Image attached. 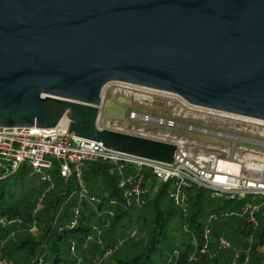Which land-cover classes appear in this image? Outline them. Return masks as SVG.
Returning a JSON list of instances; mask_svg holds the SVG:
<instances>
[{
  "label": "water",
  "instance_id": "water-1",
  "mask_svg": "<svg viewBox=\"0 0 264 264\" xmlns=\"http://www.w3.org/2000/svg\"><path fill=\"white\" fill-rule=\"evenodd\" d=\"M109 83L264 122V0H0V128L171 166L173 145L97 126Z\"/></svg>",
  "mask_w": 264,
  "mask_h": 264
},
{
  "label": "built area",
  "instance_id": "built-area-1",
  "mask_svg": "<svg viewBox=\"0 0 264 264\" xmlns=\"http://www.w3.org/2000/svg\"><path fill=\"white\" fill-rule=\"evenodd\" d=\"M131 88L150 95L157 93L169 96L185 112H196L206 117H213L229 124L233 127L230 129L232 131L237 133L248 132L256 137L244 138L238 135L195 127L191 124L181 125V128L186 131H196L200 134L225 138L231 142L230 148L211 146L213 150L219 153V156H204L201 151H196L194 143L174 138L167 134L155 133L158 135L153 138L154 136H148L150 131L132 127H128L123 132L173 145L175 151L170 166L144 157L100 149L90 140L68 135L66 129L34 128L33 126L26 128H0V180L17 173L22 166H29L31 172L39 174V178L47 183V188H51L53 184L45 170L50 169L52 165L47 157H52L60 162L58 168L59 176L64 179L69 176L75 178L77 197L95 203L98 198L91 194L83 183L81 170L85 161L99 160L111 163L116 173L121 174L116 186L120 190L121 198L129 205H140L141 196L147 191L146 182L149 181V178L145 177L141 171L145 169L153 178L162 182L172 180L174 190L171 193V199L183 214L186 213L187 204L182 188L196 185L206 190L211 199L231 200L241 198L237 215L242 217L250 227H255L258 224L257 215L260 211L261 203L245 201V198L247 196H256L262 202L264 201V122L193 107L171 94L136 87ZM126 115L128 120L133 123L139 121L154 123L169 129L179 127L174 121L161 116L137 114L136 112H127ZM100 128L113 130L114 125L112 126L105 122ZM143 130L148 132V137L142 136V134L138 135V133L135 134L136 131L144 133ZM238 143L249 144L253 148L239 147L235 149V145ZM125 166L133 167L135 171L128 174L121 173ZM31 172L28 174L30 175ZM108 214L111 215L110 212ZM215 217L216 215L212 213L207 215L201 233V242L197 243L196 239L191 237L189 242L194 250L188 254V260H194L197 254H203L207 251L210 232L209 222L214 220ZM75 218L76 213L73 212L69 222L70 227L75 224ZM19 222L20 220L17 216H2L0 217V228L12 226ZM29 230H35L34 222L30 224ZM215 242L219 249L231 247L230 242L222 235H218ZM114 248L104 253L111 252ZM248 250L249 246H246L243 256H239L237 250H235L230 264H247ZM177 256L178 250L174 249L170 257L175 260ZM0 264H12V262L0 258Z\"/></svg>",
  "mask_w": 264,
  "mask_h": 264
},
{
  "label": "trees",
  "instance_id": "trees-1",
  "mask_svg": "<svg viewBox=\"0 0 264 264\" xmlns=\"http://www.w3.org/2000/svg\"><path fill=\"white\" fill-rule=\"evenodd\" d=\"M86 162L82 165L81 178L86 187H89L90 193L98 198V201L92 203L78 198L76 195L77 184L73 176H69L66 179L63 178L64 184L59 190L50 191L48 195L42 193L40 197L45 199V203L41 204L42 208L38 210V215L36 217L33 216L38 223H42V227L39 229L38 241L30 240L27 237H17L11 240L7 237L9 234L8 227L0 228V251L3 256L12 259V264H43L45 259H47L48 252L51 253V264H55L60 260L59 242L67 233H76L79 237L77 243L72 239L69 240L65 255H68L71 259L64 260L63 264H96L99 256L113 247L116 248L121 243L122 238L114 234L119 218L128 215L130 208L142 209L147 207L149 202L152 204L151 207L154 211L153 234L156 237L153 236L149 247L144 252L125 254L122 259L117 258L115 264H145L151 252L159 251L157 242L164 243L169 240L165 234V224L167 222L166 218L171 215L169 207L171 201L162 198L165 193L164 188H160V190L157 188L155 195L149 200L144 193L141 197L140 205H129L121 198L120 190L117 186L115 187L114 184L113 187L111 186L112 178L108 176L107 172L110 169L108 162L102 163L99 160ZM22 173L23 171L19 169L17 173L0 180L2 182L0 184V217L19 215L24 218V221H28L30 218L31 209L37 202L36 200L32 201L31 196L36 190L32 184H24ZM68 181H72V184H68ZM53 188V185L51 188H47L46 184L45 190H52ZM240 200L242 199L225 200V203L220 207L224 210L230 208L238 209L241 204ZM172 203L175 205L173 201ZM196 204L195 201L194 207ZM73 212L76 213L75 224L70 227L69 222ZM209 213L212 212H208L207 215ZM185 215L180 210V216L184 220L181 223L182 230L181 232H176V237L172 239L174 244L170 245L172 247L167 255L164 256L161 264H230V261L218 260L220 249L217 248L216 242L210 238L205 253L197 254L194 260L187 259L188 254L194 250L189 241L193 237L197 243L201 242V233L206 219L203 224L200 223L197 210L191 213L189 219H186ZM215 219H217V215ZM258 220L261 223L262 220L264 222V217H261L260 212L257 215V222ZM185 226L186 229L184 230ZM253 228L249 226L248 230L250 231ZM170 229L173 228L170 227ZM215 235L216 237L221 235L220 231ZM250 235L255 237L254 242L251 237L243 249L245 254V247L249 246L247 264H264V260L263 262L260 261L263 254L259 251L260 249L257 250V247L260 248L264 243V224H262L256 234L250 232ZM77 244L79 245L77 246ZM174 249L178 250V256L175 260H172L170 255ZM235 250L236 248H233L232 256ZM243 251H237L239 256L244 255Z\"/></svg>",
  "mask_w": 264,
  "mask_h": 264
},
{
  "label": "rangeland",
  "instance_id": "rangeland-1",
  "mask_svg": "<svg viewBox=\"0 0 264 264\" xmlns=\"http://www.w3.org/2000/svg\"><path fill=\"white\" fill-rule=\"evenodd\" d=\"M127 112H136L137 114L143 113L153 116H161L163 118H167L174 121L179 127L169 129L164 126H158L154 123H143L141 121L133 123L128 120L126 115ZM105 122L111 125L144 129L150 131L148 136H154L153 138L157 137L158 134H167L174 138L192 142L195 145L194 148L196 149V151H201L204 156H219V153L213 150L211 146L230 148L231 142L225 138L200 134L196 131H186L185 129L181 128V125L191 124L195 127L211 129L230 135H238L244 138H252V136L256 137L248 132L237 133L236 131H232L230 129H232L233 127H231L229 124L216 120L213 117H206L205 115L196 112H185L169 96L157 93L150 95L149 93H144L142 91L135 90L134 88L118 83H109L102 88L100 94V105L98 106L97 126L102 127ZM137 133L138 135L142 134V136L148 137V132L144 131V133H142V131H136L135 134ZM239 147H243L246 149L253 148V146L249 144L238 143L235 145V149ZM47 159L50 160L52 165L50 169L45 170V173L49 175L50 181L53 183L54 188L52 190H45L47 183L39 178V174L31 172V168L29 166H22L20 168V170L23 171L21 176L24 184L30 183L36 190V192L31 196V200H36L37 202L31 209V216L28 221H24V218L17 215L20 222L15 223L12 226H8L9 234L7 235V237L11 240L16 239L17 237H27L30 240L36 241L39 240L38 234L39 229L42 227V223H38V221L33 216L36 217L38 215V210L42 208L41 204L45 203V199L41 198L40 195L42 193L48 195L50 191H56L59 190L60 187H63L64 180L59 176L58 173L60 162L52 157H47ZM85 163L87 162L85 161L84 164ZM134 171L135 170L133 169V172ZM141 171L143 172L145 177L149 178V181L146 182L147 191L145 192V196L148 198V200L155 195L157 188H159V190L160 188H164L165 193L162 195V198H164L165 200L168 199L172 203L171 193L174 190L172 180L162 182L158 179L153 178L147 170L142 169ZM29 172H31L30 175L28 174ZM107 172L108 176L112 178L111 186L113 187L114 184V186L116 187L117 180L120 178L121 174L116 173L113 168L108 170ZM67 183L72 184V181H68ZM0 184H2L1 181ZM182 192L186 196V219H189L191 213L194 210H197L198 220L202 224L204 223L208 212H212L217 215V219L209 222V227L211 230L209 238L215 241V234L220 231L221 235L225 239H227L231 244L230 248L220 249V251L218 252L219 261L229 262L232 258L231 252L233 248H236V250L239 252H241V250L243 251L245 244L252 237V235H250V232L256 234L258 229L262 226V224H264L263 220L262 223L260 220H258V226H255L249 231L248 229L250 225L242 217H239L237 215V208H230L228 210H224L220 207L225 203V200L209 199L208 192L204 189H200L196 185L183 187ZM195 201L197 204L194 207ZM245 201H255L257 203H261L260 211L264 210V201L262 202L256 196H247L245 198ZM171 203L169 206L171 209V215L166 218L167 222L165 224V234L167 239L169 240L164 243L158 241L157 244L159 247V251L151 252L149 254L148 261H145V264H161L163 262L164 256L167 255L169 249H171L172 247L170 245L174 244V242H172V239L176 237V232H181L182 230L181 223L184 220H182V216H180V209L176 205H173V203ZM151 205L152 204L149 202L147 207H144L142 209L136 207L130 208L128 215H124L119 218L114 234L118 237H121L122 241L111 252L104 253L99 256L96 264H115V260L117 258L122 259L125 254L129 255L131 253L136 254L140 251L144 252L149 247V243L153 236L156 237L153 234V222L155 220V216ZM33 222L35 223V230L30 231L29 226ZM46 222H48V220H46ZM170 227L173 229H170ZM183 229L185 230L186 226ZM78 237L79 235L76 233H67L66 236L63 237V239L59 242L60 260H58L55 264H63L64 260L71 259V257L65 255V250L68 246L69 240L72 239L77 243ZM254 239L255 237H252L253 242ZM78 245L79 244H77V246ZM261 247H257V250L260 249L259 251L261 252V254H263V256L261 255L260 260L263 262L264 243ZM50 255L51 253L48 252L47 259H45L43 264H51ZM0 258H4L12 262V259H8L7 257L3 256L1 251Z\"/></svg>",
  "mask_w": 264,
  "mask_h": 264
},
{
  "label": "crops",
  "instance_id": "crops-1",
  "mask_svg": "<svg viewBox=\"0 0 264 264\" xmlns=\"http://www.w3.org/2000/svg\"><path fill=\"white\" fill-rule=\"evenodd\" d=\"M113 126V125H112ZM128 127H126V126H117V125H114V128H113V130H117V131H120V132H125V130L127 129ZM122 129H125V130H122ZM103 162V161H102ZM107 164H109V166H110V169H112V167H113V165L111 164V163H107ZM109 169V170H110ZM133 169L134 168H131L130 166H125L124 168H123V173L124 174H128V173H132L133 172ZM88 188V187H87ZM90 191V190H89ZM260 212V214H261V217L263 218L264 217V210H262V211H259ZM262 248V247H261Z\"/></svg>",
  "mask_w": 264,
  "mask_h": 264
}]
</instances>
